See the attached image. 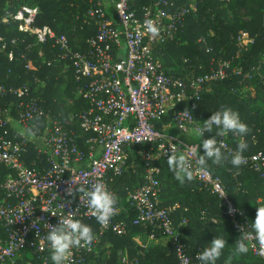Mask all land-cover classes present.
<instances>
[{"label": "built area", "instance_id": "1", "mask_svg": "<svg viewBox=\"0 0 264 264\" xmlns=\"http://www.w3.org/2000/svg\"><path fill=\"white\" fill-rule=\"evenodd\" d=\"M87 1V17L95 22L96 33L85 41L82 50L79 46L72 48L65 35H57L47 26H35L38 7L22 6L9 14L23 32L34 37L35 43L25 49L28 55L37 45L43 47L51 43V48L58 49L57 57L71 68L78 93L87 102V108L69 121L58 122L31 97L28 85L7 87L0 83V172L3 168L7 171L0 176V195H3L0 230L4 235L0 238V264H33V257L40 264H51L45 225L54 226L69 213L85 224L96 221L86 200L79 199L76 186L90 187L103 180L113 191L111 183L122 175L128 152L139 145H149L150 150L143 154L147 160L144 183L131 191L126 188L127 210L135 213L130 225L152 226L161 231L173 246L174 264H196L197 255L193 259L188 254L181 236L188 219L181 217L175 223L176 208L159 206L160 187L156 178L159 170L151 167L150 162L180 154L186 145L195 148L199 143H188L166 134L157 129V124H162L167 113L172 111V128L179 134H187L203 123L195 116L201 94L208 85L232 76H242L244 82L252 75L232 66L231 61L221 59H213L210 69L203 75L191 71L174 76L166 71L156 50L178 37L185 17L196 11L194 4L177 7L170 0H148L145 5H139L137 0ZM106 6L110 7L111 14H107ZM146 19L155 21L156 34L146 31ZM245 42L252 43V39L243 34L238 38L240 50ZM0 48L4 52L6 43H0ZM27 54L22 53L20 58L25 63L24 68L31 70ZM13 56L12 50L7 52L9 60ZM6 97L15 98L19 103L14 108L3 107L1 101ZM185 110L193 120L185 118L182 113ZM75 119L82 135H77L73 129ZM37 120H43L44 125ZM11 122L19 131L11 127ZM85 135H90L84 139L86 154L77 143ZM218 140L223 141L222 151L227 156L235 152L227 144L226 136ZM28 143L37 145L38 156H46V168L25 164ZM200 151H204L202 147ZM199 152L189 154L194 178L221 199L222 215L236 234L247 237L251 253L264 262V244L253 232L250 217L231 203L219 178L212 176L205 167H199ZM244 157L243 166L258 173L264 181V152ZM39 161L43 163L42 159ZM69 189H72L71 195ZM121 211L117 204V212L108 226L99 225L92 244L74 248L67 264H84L86 256L93 252L107 231L124 234L127 224L116 221ZM27 255L32 256L30 260L26 259ZM121 262L137 264L138 260L127 262L122 258Z\"/></svg>", "mask_w": 264, "mask_h": 264}, {"label": "trees", "instance_id": "2", "mask_svg": "<svg viewBox=\"0 0 264 264\" xmlns=\"http://www.w3.org/2000/svg\"><path fill=\"white\" fill-rule=\"evenodd\" d=\"M170 1L177 7L194 4L196 11L185 17L184 25L173 42L156 50V56H159L169 74L182 76L193 71L196 75H203L210 69L213 59H221L231 61L232 66L242 68L244 73L250 72L252 75L250 80L244 82L242 76H232L208 85V89L201 94L195 119L203 122L210 117L211 112L230 107L239 113L249 131L243 137L227 134V144L236 150L238 143L246 142L248 147L243 153L246 156L264 152V109L259 105L264 104V0ZM137 2L139 5L148 4V0ZM22 6L38 7L39 14L35 26H47L57 35H65L72 48L79 46L78 49L82 50L85 49V41L96 33L95 22L87 17L89 3L87 0H0V43H6V50H0V83L7 87L28 85L32 90L31 97L37 99L41 109L50 111L58 122L69 121L87 108V102L78 93V84L73 79L71 68L59 60L58 49L51 48V43L43 47L33 46L29 55L26 53V47L35 43L34 37L23 32L9 17L10 13H15ZM105 10L107 14H111L110 7L106 6ZM243 34L252 39V43L245 42L244 48L240 50L238 38ZM74 37H77L76 41L73 40ZM12 41H15V44ZM40 49L41 57L38 56ZM10 50L14 54L12 60L7 57ZM22 53L28 55L33 69L24 68L25 63L20 58ZM64 85L65 91L70 90L72 94L64 92V95L59 92V88ZM245 88L252 91L253 95L243 96L242 91ZM36 89L37 92L34 93ZM73 95L78 97V100L75 101L76 105H69L67 99L73 100ZM18 103L19 101L12 97L1 101L3 107L10 108H14ZM172 115L173 112L169 111L163 123L157 124V129L172 134ZM37 122L44 125L43 120ZM73 122L75 133L82 135L76 119ZM211 135L212 133H206L205 138ZM89 136L85 135L77 140L79 148L85 154L88 149L84 145V139ZM178 137L188 143L202 142V138H187L183 134ZM26 148L25 164L46 168V156H38L37 145L28 143ZM149 150V145L132 147L128 152L122 175L114 178L111 183L122 208L116 221L127 224L126 232L117 235L111 230L107 231L93 252L86 256L84 264H122V258L127 262L136 259L137 264L175 263L173 246L161 231L154 230L152 226L130 225L135 213L127 210L126 188L131 191L144 183L147 160L143 158V154ZM200 154L203 152L200 151ZM227 157L220 164L208 160L205 168L212 176L221 180L231 203L254 221L256 208L264 207V181L247 166L233 167L230 163L231 156ZM167 159L150 162V166L159 170L156 176L160 187L159 206L176 208L173 214L175 223H178L181 217L188 219L187 226L181 229L182 241L188 254L194 259L216 236L224 238L228 243L217 264H264L250 250L246 254L234 253L233 244L241 235L233 231L227 218L222 215L221 199L202 187L195 178L183 184L179 183L169 170ZM6 173L3 168L0 176ZM2 197L3 195H0V202ZM214 220L217 222H213ZM88 225L92 227L93 232H97V221ZM136 237H150L155 241L164 239L166 244L158 245L152 242L145 245L136 241ZM0 238H4L1 230ZM106 252L107 255L103 257ZM29 257L32 256L27 255L26 259L30 260ZM31 262L40 264L34 257ZM196 264L200 262L196 260Z\"/></svg>", "mask_w": 264, "mask_h": 264}, {"label": "clouds", "instance_id": "3", "mask_svg": "<svg viewBox=\"0 0 264 264\" xmlns=\"http://www.w3.org/2000/svg\"><path fill=\"white\" fill-rule=\"evenodd\" d=\"M144 28L151 34L158 32L156 23L152 19L144 21ZM182 113L187 120H193L187 110ZM248 131V126L242 121L239 113L230 107H222L211 112L208 119L203 120L201 125L192 129V135L202 138V142L195 148L186 145L180 154L169 155L167 159L169 170L179 183L191 181L194 178V170L189 157L190 153L199 152L202 147L204 151L199 155L197 162L200 168L206 167L208 160L220 164L228 157L222 151L225 145L223 141L218 140V137L226 136L229 133L243 137ZM206 133H212V135L205 138ZM247 147L246 142L238 143L235 152L231 154L230 163L233 167L239 168L246 162L243 153ZM75 191L79 193V199L82 197L86 200L88 209L97 223L107 227L117 212L118 197L116 193L111 191L103 180H98L90 187L76 186ZM69 194H72V189H69ZM45 227L47 228L46 238L50 249L51 264H67L74 248L90 245L96 239L92 227L75 218L73 213L60 218L56 225H45ZM251 228L261 244H264V207L256 208V216L254 221H251ZM246 241L247 237L244 235L235 240L233 244L235 254L248 252ZM227 245V240L215 236L208 246L197 254V260L200 264H217Z\"/></svg>", "mask_w": 264, "mask_h": 264}, {"label": "rangeland", "instance_id": "4", "mask_svg": "<svg viewBox=\"0 0 264 264\" xmlns=\"http://www.w3.org/2000/svg\"><path fill=\"white\" fill-rule=\"evenodd\" d=\"M75 38V37H74ZM77 38V37H76ZM79 40V39H78ZM77 43H78V41H77ZM38 56H40V55H38ZM41 57V56H40ZM42 85V84H41ZM40 86V85H39ZM39 86H37L38 87V89L40 88ZM43 86V85H42ZM42 86H41V88H42ZM66 90V87H65V85L64 86H61L60 88H59V92H63V94H64V92L65 93H69V94H72L71 93V91L69 90V91H65ZM35 92H37V89L36 90H34V93ZM253 95V92L252 91H248V89L247 88H245V89H243V91H242V95L243 96H247V95ZM65 95V94H64ZM251 95V96H252ZM73 97H74V99L72 100V99H67V102H68V104L69 105H76V103H75V101L76 100H78V97H76L75 98V95H73ZM67 98V97H66ZM259 105L264 109V104H262V103H259ZM173 135H175V136H180V134H179V132L177 131V130H174L173 131V133H172ZM107 255V252L104 254V256L103 257H105Z\"/></svg>", "mask_w": 264, "mask_h": 264}, {"label": "crops", "instance_id": "5", "mask_svg": "<svg viewBox=\"0 0 264 264\" xmlns=\"http://www.w3.org/2000/svg\"><path fill=\"white\" fill-rule=\"evenodd\" d=\"M189 5H190V4H189ZM38 55H39V54H38ZM11 127L15 128V129H17V130L19 131V128L16 127L15 124L12 123V122H11ZM185 136H186L187 138H189V137H195V136L192 135V131H189L187 134H185ZM213 222H217V221L214 220ZM135 239H136V241H138V242H140V241H141V243L143 242L145 245H146V244H149V243H152V242H153L154 244H158V245H165V244H166V240H164V239H162L161 241H155V240H153V239L150 238V237H148V238H146V237H136Z\"/></svg>", "mask_w": 264, "mask_h": 264}]
</instances>
